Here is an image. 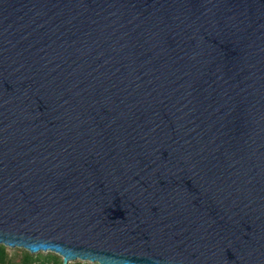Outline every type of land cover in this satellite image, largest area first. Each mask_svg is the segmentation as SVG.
<instances>
[{
	"label": "water",
	"instance_id": "95a60500",
	"mask_svg": "<svg viewBox=\"0 0 264 264\" xmlns=\"http://www.w3.org/2000/svg\"><path fill=\"white\" fill-rule=\"evenodd\" d=\"M0 240L264 264V0H0Z\"/></svg>",
	"mask_w": 264,
	"mask_h": 264
},
{
	"label": "clouds",
	"instance_id": "9594fccd",
	"mask_svg": "<svg viewBox=\"0 0 264 264\" xmlns=\"http://www.w3.org/2000/svg\"><path fill=\"white\" fill-rule=\"evenodd\" d=\"M4 249H9L8 242L0 240V264H45L48 260L59 259L54 253L44 251L31 253L25 249H16L19 251L13 252V255L9 256V251L5 252Z\"/></svg>",
	"mask_w": 264,
	"mask_h": 264
},
{
	"label": "trees",
	"instance_id": "16d2710c",
	"mask_svg": "<svg viewBox=\"0 0 264 264\" xmlns=\"http://www.w3.org/2000/svg\"><path fill=\"white\" fill-rule=\"evenodd\" d=\"M8 248L9 249H4V251L5 252H7V251H9L8 252V255L9 256H12L13 255V252H17V251H19V250H16V248H12V247H9L8 246ZM17 249H24V248H17ZM25 250H27V249H25ZM28 252H30L29 250H27ZM32 253V252H31ZM48 253H54V252H48ZM56 256H58L59 257V259H53V260H48V261H46L45 262V264H64L63 263V258H62V256H60V255H58V254H56V253H54ZM18 255H22V254H18ZM68 264H97V263H91V262H88V261H82V260H77V261H71V262H69Z\"/></svg>",
	"mask_w": 264,
	"mask_h": 264
},
{
	"label": "rangeland",
	"instance_id": "374dc122",
	"mask_svg": "<svg viewBox=\"0 0 264 264\" xmlns=\"http://www.w3.org/2000/svg\"><path fill=\"white\" fill-rule=\"evenodd\" d=\"M15 248H16V247H15ZM17 248H18V247H17ZM17 248H16V249H17ZM44 252H50V251H44ZM75 261H77V260H75Z\"/></svg>",
	"mask_w": 264,
	"mask_h": 264
}]
</instances>
